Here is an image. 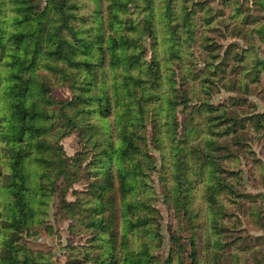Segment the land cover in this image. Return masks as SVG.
Returning <instances> with one entry per match:
<instances>
[{
	"label": "rangeland",
	"instance_id": "1",
	"mask_svg": "<svg viewBox=\"0 0 264 264\" xmlns=\"http://www.w3.org/2000/svg\"><path fill=\"white\" fill-rule=\"evenodd\" d=\"M0 26L14 36L5 56L24 57L27 40L34 58L4 79H29L27 98L56 115L48 143L58 140L66 168L62 179L48 165L46 203L27 226L12 179H0V264H130L127 253L132 264H264V0H3ZM107 49L160 66L143 68L149 83L132 104L119 88L126 63L104 61ZM104 94L109 116L92 110ZM125 132L132 152L118 159Z\"/></svg>",
	"mask_w": 264,
	"mask_h": 264
},
{
	"label": "trees",
	"instance_id": "2",
	"mask_svg": "<svg viewBox=\"0 0 264 264\" xmlns=\"http://www.w3.org/2000/svg\"><path fill=\"white\" fill-rule=\"evenodd\" d=\"M2 1L3 0H0V5L2 4ZM17 21H20V19L18 18ZM144 32L147 31L145 30ZM4 33V28L0 26V59L6 57L1 60L0 64V87L4 85V90L2 91V93H5L4 95L0 96V100L3 103L0 112V143H6V147H4V149L6 151L7 159L6 166H3V168L0 166V179L3 176L12 179L9 188H11L13 197L16 198L18 203L21 205L22 214H24V226H27L30 222H33L35 220V216L42 211L41 207L39 206L44 205L46 203L43 196L47 194V188L45 184H43V181L44 178H47V176L49 175L47 169L48 165L51 164V166L55 169V173L61 176L62 179L63 176H65L66 168L65 162L63 161L62 157L60 158L59 156L60 149L58 147V140L55 141L53 145H50L48 143V138L52 131V122L48 123V120H52L53 116L56 115L53 114V112L48 111V109H42L36 104L35 101H31L27 98L29 96H32L35 90L32 89L33 83L29 79H22L20 75L14 76L15 81L13 82H10V79H4L3 72H5L8 66L18 65V67H21L24 61V69H26L34 63V58L29 61V64L26 63V61H28V58H26L25 56L26 47L28 45L27 40L24 41V57H21V55H19L17 56L16 60H12V56H5L4 51L11 46L8 39H14V36L13 34L11 36H8L10 34L8 33L6 34L7 36L4 37ZM24 37L26 36L24 35ZM27 37H29V34L27 35ZM116 43V40L110 41L111 46ZM125 43L129 42L127 40L120 41V44L122 45H124ZM128 47L129 46H127V48ZM108 52L109 50L107 49L105 55ZM105 55L103 57V60L105 61L106 57H110L111 63L113 65H115V63H119L120 61H123L122 63H126V67L124 68V74L122 76L119 88H124V92L127 96L126 101L129 104H132L131 101L134 98H136L137 100V95L133 90L138 89L142 91L143 86L149 83L148 81L144 80L145 78L143 75V68L154 66L153 68L159 69L160 67L158 63H155L154 65H150L146 61L144 63H141V54H138L137 56H135V58H131L129 62H127L128 60L126 61L124 59L125 54L120 56L112 52L110 56L109 54L106 56ZM66 58L71 61V58L69 56H67ZM84 61V66L88 68L87 75L92 77L97 75L91 70L90 66L92 65V62L86 59ZM147 72L150 74L149 70ZM6 86V89H8L7 92L5 91ZM40 88L43 90V92L45 91L44 86H40ZM43 92L42 96H44ZM141 98H138V100H141ZM45 100L48 102L51 101L48 98H45ZM73 101H75V96ZM98 102L99 104L97 105V107L92 108L93 112L98 111L99 115H102L104 112H106V116L114 114V111L110 109H113V104L112 98L109 97V95H102V98H100ZM105 103L107 104L106 109ZM66 104L68 105V103ZM135 107H138V105H136ZM204 107H208V104L204 105ZM138 113H140V110ZM57 118L59 120L64 119L66 121L67 124H65L64 129L69 128L71 118L67 114H60L59 116H57ZM137 118L140 120L139 116ZM133 119H136V116H134ZM132 125H134L133 122ZM131 135L132 133L125 132L121 136V145L115 148L112 147L113 152L116 153L118 159H121L125 155L131 154L133 147V144L131 142ZM126 141H129L128 146H125ZM9 144H13L14 146H10L9 148ZM43 150H45V152L48 151L49 154L56 156V158H54V156L53 158L51 156L49 158L46 155H43ZM106 156H110L108 152H104L102 157ZM23 160L24 166L22 162ZM25 163L29 165V169L27 168L28 173H26L25 171ZM54 163H56V166ZM113 165L114 163L112 162V164H110L103 171V186L101 188L102 193L99 194V203H102L104 200V196L102 194L110 192L113 188ZM6 167L7 170H4ZM123 173L124 172L122 170L121 174H118V176H116V178L118 179L122 197L125 196V191L128 192L131 189V180L126 182ZM28 179H34L37 183L31 186L27 184ZM56 189L54 191H56ZM109 200L111 202L108 204V206L104 207L103 205L98 204L96 212H108L110 207L114 203V199L112 198V196L109 197ZM0 219H2V216H0ZM100 223H105V220H103L102 218L100 220ZM106 226H110V224L107 223ZM110 254L112 256V260L119 259V255H114L113 252H111ZM130 256L131 255L127 253L124 256V260L126 263L132 264L134 262L130 258Z\"/></svg>",
	"mask_w": 264,
	"mask_h": 264
}]
</instances>
